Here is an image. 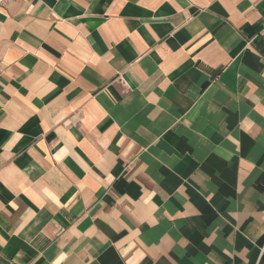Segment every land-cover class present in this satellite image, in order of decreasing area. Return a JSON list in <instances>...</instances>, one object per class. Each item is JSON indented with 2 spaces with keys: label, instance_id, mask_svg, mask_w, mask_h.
Listing matches in <instances>:
<instances>
[{
  "label": "crops",
  "instance_id": "crops-1",
  "mask_svg": "<svg viewBox=\"0 0 264 264\" xmlns=\"http://www.w3.org/2000/svg\"><path fill=\"white\" fill-rule=\"evenodd\" d=\"M0 264H264V0H0Z\"/></svg>",
  "mask_w": 264,
  "mask_h": 264
}]
</instances>
